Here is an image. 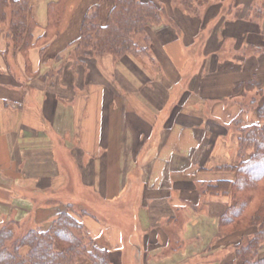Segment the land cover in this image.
<instances>
[{"label": "crops", "instance_id": "obj_1", "mask_svg": "<svg viewBox=\"0 0 264 264\" xmlns=\"http://www.w3.org/2000/svg\"><path fill=\"white\" fill-rule=\"evenodd\" d=\"M59 1L28 0L26 54L0 36V219L45 229L66 203L90 200L111 222L83 228L111 264H241L233 246L251 234L220 237L229 199L197 183L233 178L211 169L234 160L230 121L254 122L232 93L253 75L264 86V18L247 15L260 0H210L197 19L167 5L147 29L150 58L83 65L67 60L83 16L98 6L104 24L112 0H66L42 41Z\"/></svg>", "mask_w": 264, "mask_h": 264}, {"label": "trees", "instance_id": "obj_2", "mask_svg": "<svg viewBox=\"0 0 264 264\" xmlns=\"http://www.w3.org/2000/svg\"><path fill=\"white\" fill-rule=\"evenodd\" d=\"M209 1L170 0V3L197 19ZM65 3L66 0H60L49 6L48 27L42 41L57 34ZM161 5L158 0H112L104 24L99 7H91L82 19L79 36L71 45L67 60L73 61V65H83L90 57L150 58L152 40L147 29L167 21ZM247 15L254 20L264 18V0L252 5ZM33 30L28 0H0V36L9 39L13 51L24 55L34 46ZM232 97H238L242 112L255 116L251 123H246L241 115L230 121L231 132L236 135L234 160L211 169L233 178L202 181L197 185L203 197L229 199L218 221L220 237L238 231L251 234L233 246L234 258L241 264H264V256L260 255L264 247V86L253 75L234 86ZM199 169L202 173L207 170ZM85 217H90L89 212L77 211L66 203L45 229L22 230L18 221L0 219V264H111L108 253L96 248L83 228Z\"/></svg>", "mask_w": 264, "mask_h": 264}, {"label": "rangeland", "instance_id": "obj_3", "mask_svg": "<svg viewBox=\"0 0 264 264\" xmlns=\"http://www.w3.org/2000/svg\"><path fill=\"white\" fill-rule=\"evenodd\" d=\"M110 1V0H109ZM158 1H160L161 3H162V7L163 8H165V6H167V5H171V3H170V0H158ZM110 4H111V1H110ZM172 6V5H171ZM84 17V16H83ZM7 46H8V44H7ZM9 46H10V49L12 48L11 47V45L9 44ZM138 59H141V58H138ZM72 64H74L73 63V61H70ZM89 200V199H88ZM84 204H86V205H84ZM72 205H74L73 207H74V209L75 210H77V211H79L80 209H84L85 211H87V212H89V214H90V217H92L91 219L93 220V221H100L99 219H101V220H103L104 222L106 221V222H111L110 221V219H107V218H105V215L104 216H100V213L98 212V214H97V208H99L100 207V204L99 203H96V202H92V201H86V200H84V202H83V204H81V203H74V204H72ZM127 205L126 204H118L117 206H116V208L115 207H113V211H115L116 210V212H119V213H125V211L128 209L127 207H126ZM107 213L109 214L111 211H110V208H108L107 210ZM97 214V215H96ZM89 217V218H90ZM99 218V219H98ZM101 222V221H100ZM132 225V224H131ZM130 225V226H131ZM20 229H22V230H24V229H27V228H31L32 227V225H30L29 223H21L20 224ZM132 227V226H131Z\"/></svg>", "mask_w": 264, "mask_h": 264}]
</instances>
